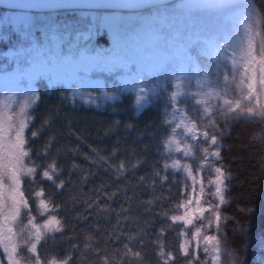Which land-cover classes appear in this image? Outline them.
Masks as SVG:
<instances>
[{"label":"snow or ice","instance_id":"1","mask_svg":"<svg viewBox=\"0 0 264 264\" xmlns=\"http://www.w3.org/2000/svg\"><path fill=\"white\" fill-rule=\"evenodd\" d=\"M11 6L31 9L74 5L32 0ZM87 6L158 8L155 4H149L148 0H117L113 4L97 2ZM167 15L175 35L172 32L163 33L158 57H149L146 65L142 63L138 67L132 56L122 50L121 41L127 36L128 28L121 26L117 32L116 47L109 54L81 52L79 58L74 55L69 61L51 49L43 52L34 49L37 55L26 57L25 62L27 65L38 62L41 68L38 71L28 67L17 70L14 87L20 96L15 101L13 97H7L0 109V264H5V261L7 264H70L74 252L79 251L78 245L73 243L72 252L63 258L55 253V241L59 237L54 234L63 233L64 225L56 214H50L53 201L51 198L45 199L42 182L50 181L57 190H62L65 181L60 180L55 160L46 166L37 163L48 156L53 138L45 142L43 151H36L34 155L30 144L31 140L50 128L52 122L50 116L46 117L39 128L31 130L35 117L29 110H34L39 102V94L31 88V81L38 75L54 74L57 67L65 63L72 64L73 75L75 70H127L123 86L117 87L119 91L131 89L136 92L133 107L137 113L146 107L152 95H162L164 108L161 119L165 135L157 147L164 149L159 152L164 163L154 165L153 184L158 179L163 187L169 179L168 169L173 170V183L176 182V173L180 172H186L193 182L192 194L176 206L184 209L183 215H168L165 212L161 219L164 225L168 220L173 225L182 223L184 229L177 230L167 225L158 232L144 231L142 236L121 241L126 254L132 252L133 244L143 247L145 237L155 235L158 264H197L198 261L199 264H209V261L211 264H222V217L219 209L226 203L227 182L232 177L222 163L224 129L220 127V121L223 120L225 127L234 121L264 125V0H197L172 7ZM154 30L163 32L162 29ZM151 73H163V83L156 82L152 87L144 84L143 78ZM4 87L7 89L8 85ZM73 95H79V90ZM108 99L115 97L109 96ZM5 125L6 137L2 134ZM26 130H30V136L26 135ZM194 149L200 150L196 175H193L190 163H181L184 157L194 156ZM173 153H182V156H173ZM133 167L138 165L134 164ZM124 170L125 165L121 163L116 170L117 176ZM259 171L264 175V155L259 160ZM204 172L215 174L208 181L214 191L207 195L218 200V203L202 200L205 185L200 177ZM24 177H28L31 184L41 183L39 191H26ZM57 180L60 183H56ZM181 182L185 184L181 190L184 196L187 194V184L186 180ZM197 182L201 186L199 194L196 193ZM32 197L38 201L36 215L30 204ZM59 207L55 205L57 210ZM160 207H164L163 203ZM239 210L249 215L253 211L250 207ZM38 216L45 217L42 223L37 222ZM197 220L202 222L198 226ZM189 226L195 228L191 233V238L196 241L194 248L186 231ZM168 229L178 231L179 236L185 238L179 252L165 248L163 238ZM236 230L246 236L248 224L238 223ZM49 237L53 242L48 250L51 254L44 258L40 245L41 241L47 244ZM201 251L205 254L203 260L200 259ZM181 256L186 259L181 261ZM228 256L231 261H224L223 264H232V261L243 264L234 252H229ZM102 259L104 264H109L107 255Z\"/></svg>","mask_w":264,"mask_h":264},{"label":"trees","instance_id":"2","mask_svg":"<svg viewBox=\"0 0 264 264\" xmlns=\"http://www.w3.org/2000/svg\"><path fill=\"white\" fill-rule=\"evenodd\" d=\"M58 17L74 24L75 14L64 13ZM12 43V36L0 39V50ZM97 43H107L105 32L98 35ZM97 75L106 82L112 80V77L93 74ZM109 91L118 96V101L108 109L94 110L72 101L68 98L69 92L61 87L48 88L43 81L37 83L39 102L31 110L35 117L31 130L39 128L46 117L50 116L52 122L50 128L30 141L33 155L43 151L45 142L52 137L48 156L37 163L46 166L55 160L60 180L65 181L62 190H57L50 181L42 182L45 199H52L53 214L64 225L63 233L54 234L59 237L55 241V253L63 258L72 252L75 243L79 251L74 252L70 264H104V255L109 264H158L155 235L145 237L143 247L133 244L132 252L127 254L121 241L142 236L144 231L158 232L167 225L182 229L169 221L167 225L161 223L164 213L174 214L180 203L181 177L176 175L173 183L170 174L163 187L158 179L153 184L154 165L164 163L159 156L164 149L157 147L165 135L161 119L164 99L150 97L149 106L135 114L133 93ZM85 92L96 94L91 90ZM220 127L224 129L222 163L232 177L227 182L226 203L219 209L222 264L231 261L229 252H234L243 264H264V175L259 171V160L264 155V125L234 121L225 127L221 119ZM26 135L30 136V130ZM198 161L200 150L196 149L194 158L188 160L194 171L198 169ZM121 163L125 170L117 176ZM134 164L138 167L134 168ZM209 176L203 173L205 181ZM24 180L26 191H39L41 183L31 184L28 177ZM30 204L36 215L35 197L30 199ZM55 205L60 206L58 210ZM249 207L253 210L251 215L239 210ZM238 223L248 224L246 236L236 230ZM178 237V231L167 230L163 238L166 250L179 252ZM52 243L50 237L47 244L41 241L42 257L51 254L48 250Z\"/></svg>","mask_w":264,"mask_h":264},{"label":"rangeland","instance_id":"3","mask_svg":"<svg viewBox=\"0 0 264 264\" xmlns=\"http://www.w3.org/2000/svg\"><path fill=\"white\" fill-rule=\"evenodd\" d=\"M195 2H197V0H179L169 7L129 13L81 10L74 13V24H70V21L65 20L64 17H58L59 15L37 14L20 10L2 11L0 14V38L6 39L12 35L14 42L9 48L0 50V109H2V102L7 97H13V100L15 101L16 98L20 96L19 92L14 87V81L17 78V70L28 67L38 71L41 68V65L38 62L31 65H27L25 62L26 57H35L37 55V52L34 51V49H38L42 52L51 49L59 53L62 58H67L69 61L74 55L79 58L78 54L81 52H86V54L94 52L109 54L116 47L117 32L121 29V26H123L128 28V32L127 36L121 41L122 50L132 56L133 62L136 63L138 67L141 66L142 63L146 65L149 57H158L160 53V45L162 43L160 37L163 33L172 32L173 35H175V32L172 29V23L167 15L170 9L172 7H179V5L183 3ZM154 29H162L163 32L155 31ZM37 31H39V34ZM102 32L106 33L108 42L105 46H98L96 38L97 35ZM85 37H87V39H85ZM73 71L74 69L71 63L61 64L57 67V71L54 74L49 73L36 76V78L31 81V88L36 91L37 87L35 85V80L42 79L48 87L60 86L69 89V98L71 100L84 107L95 110L108 109L118 100L116 95L110 93L108 89L118 90L117 86H123L122 81L126 76L115 77V83H105L104 79L94 78L90 73L96 71L105 73L106 75H112L115 70L102 71L99 69H93L87 72L75 70V75L72 74ZM124 71L127 72V70ZM49 75H51V79L49 78ZM162 75L163 73H151L150 75H146L142 82L147 86L152 87L155 84L153 83L149 85L152 79H158L155 82L163 83L161 79ZM5 84L8 85L7 89L4 87ZM89 89L96 90L98 92L97 95L83 93V90ZM77 90H79V95H73ZM128 91L136 94L134 90L129 89ZM109 96L115 97V99H108ZM152 97L158 98L155 95H152ZM148 104L149 100L146 107ZM29 111H31V109ZM2 134L6 137V125ZM195 151L196 149H194V152ZM172 155L178 157L182 156V153H173ZM192 158H194V156L184 157L181 160V163L189 164L188 160ZM168 163H171V160H168ZM199 164L200 161L197 165L198 167ZM172 171V169H168L170 174ZM192 173L193 175H196L197 171L192 169ZM176 175L180 176L182 180H186L187 194L184 196L181 195V201L186 200L188 196L192 194V179L187 177L186 172L176 173ZM214 175L213 172L206 182L203 180L205 185L204 196H208L210 198L209 201H212V203H218V200L207 195L208 192L214 191V187L208 185V181L213 179ZM200 178L203 179L202 174ZM180 187L181 190L184 189L185 184L181 183ZM195 187L196 193L199 194L201 187L200 183L197 182ZM203 197L202 200H204ZM36 203L38 204L37 200ZM53 211L54 210L52 209L50 214H53ZM183 213V208L176 207V212L173 215H183ZM205 215H207V213ZM44 218L45 217L38 216L37 222L42 223ZM200 223L202 222L199 220L196 221L197 226ZM176 225H181L184 228L182 223H177ZM187 230H189L188 239L191 240V246L194 248L196 241L191 238V233L195 228L189 226L186 231ZM212 231H215L214 227ZM184 240L185 238L180 236L179 247ZM200 253L203 255L204 259L205 254L202 251ZM5 264H7L6 261ZM197 264H199V261ZM209 264H211V261H209Z\"/></svg>","mask_w":264,"mask_h":264},{"label":"water","instance_id":"4","mask_svg":"<svg viewBox=\"0 0 264 264\" xmlns=\"http://www.w3.org/2000/svg\"><path fill=\"white\" fill-rule=\"evenodd\" d=\"M174 0H148L149 4H155L157 6L170 3ZM32 2V0H0V8L11 9V10H24L33 12H52V11H70V10H101V11H139L148 9L149 7H141L136 9H123L119 7H94L87 6L89 4L102 2L107 4L116 3L117 0H42V2L49 3H68L73 4L71 7H57V8H31V9H20L14 8L11 5L22 4Z\"/></svg>","mask_w":264,"mask_h":264}]
</instances>
